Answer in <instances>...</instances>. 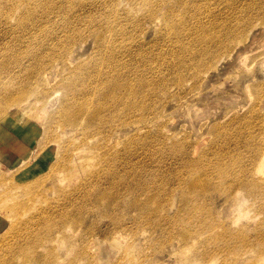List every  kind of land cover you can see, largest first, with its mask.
Wrapping results in <instances>:
<instances>
[{"label": "rangeland", "instance_id": "rangeland-1", "mask_svg": "<svg viewBox=\"0 0 264 264\" xmlns=\"http://www.w3.org/2000/svg\"><path fill=\"white\" fill-rule=\"evenodd\" d=\"M35 2L36 0H22L25 5H34ZM39 2L43 3V6L36 10L38 15L42 13L48 17L41 24L36 23L40 25L39 31L26 32V35L31 38L26 39L24 43H31L32 32H34L36 54L41 53L43 56L49 47H55L53 50L55 53L60 52L65 56L66 51L60 48V44L68 39L67 36L77 40L80 29L95 26L93 21L105 12L101 4L103 2L111 3V0H39ZM49 5H54V7ZM146 5H151L152 10H147ZM182 6L184 8L189 6L191 19L188 21V26L196 27L200 23L206 30L203 32L201 28H197L194 37H181L184 45L194 43L195 51H190V54H193L190 60L180 59L188 54L182 53L185 50L179 52L178 45L174 43L175 38L171 28L165 25L163 18L165 13L174 10L175 13H171V15L176 18V21L186 19L187 13H182ZM114 7L119 13L126 16V21L124 20L123 26H120L116 31L113 58L109 61L100 60L103 65L99 69L110 68L119 71L115 67L116 61L120 60L121 63L126 61L127 65L122 70L129 73L127 78L130 79L131 86L136 89L138 94L142 92V85L147 90L153 87L151 84H141L139 81L142 78L140 77H143L152 80H146L148 83L158 81L167 94H177L179 90L183 89L182 84H184L185 93L182 96L186 100L181 99V101L184 100L183 104H176V107L168 95L169 102H165L163 108L155 107L153 109L155 117L152 120L158 125V129L154 128L147 120L145 124L135 128H119L121 130L118 133L115 132L116 130L102 132V140L87 139V137L84 141L80 134L68 133L64 129L62 130L65 133L61 131L60 124L56 122L58 108L54 106L51 109L43 106L42 102L36 103L37 92L30 91L16 112L13 105L6 106V101L9 102V99L15 97L6 96L0 104L3 110L0 116V174L4 176L7 185L1 184L2 179H0V214L2 213L0 215V264H9L10 262L14 264H48L51 259L54 264H66L67 262L68 264H148L150 259L152 264H192L185 263V260L178 256H186L193 249L180 252L176 256L172 255L169 249L157 251L168 245L166 236L160 231V226L164 223L163 217L169 213L166 211L164 203L167 198H170L175 204L172 212L176 211V206L179 203L180 179L187 174H190L192 178L198 175L210 176L206 169L210 164L216 163V160L214 156H208L209 151L214 153L227 149L237 152L234 157V165L243 162V165L253 170L252 172L257 169L258 173L252 175L264 183V147L257 149L262 156L256 163L249 156L251 148L243 147L244 137L241 131L249 130L251 122L250 124L244 122L231 124L230 121L234 116L241 115L250 120V110L247 105H249V95L254 94L252 89L249 90L251 92H247V88L244 86L250 84L251 87L252 84L264 83V44L261 45L264 42V29L258 27L251 31L244 47L234 43L235 40H239L237 34L239 28L234 24L238 23L242 16L244 18L248 16L249 20H255L258 23L263 18L264 0H195L194 2L192 0H133L131 3L128 0H116ZM231 12L233 14H229ZM74 16L82 21H66ZM215 17L218 18V22L210 27L212 28L210 31L204 22ZM225 26L229 27L230 33L224 31ZM49 27L54 30L55 38L53 40L40 36V33L49 30ZM178 29L179 27L175 28V31ZM182 30L178 33H181ZM87 36L85 35L83 39L76 42L71 49L72 53L68 52L65 56L63 64H60L56 55L50 56L51 60L58 64L57 75L54 74L56 77L50 71H47L49 72L46 74L47 76L43 75V64L46 63V59H38L34 62L35 58L28 57L30 60H21V64L24 66V71L21 70L24 73L22 78L24 85L21 87L28 88L30 86L29 73L33 66L37 70L34 86H37L38 90H43L44 86L49 88L50 95L54 96L53 100L57 104L63 97V92L61 93V88H58L57 83L68 78L70 68L72 69L74 65L82 61H91L97 52L93 39ZM219 38L223 41L231 38L234 40L221 43ZM199 46L205 49L211 47L214 50L215 58L226 54L227 57L220 61L216 59V69L206 75L203 74L205 71L201 72L196 84L192 86L190 79L193 69H185L184 76L179 78L175 75L177 73L175 63L178 59L187 64L191 63L193 57L200 54V52L196 53ZM232 48L237 51L230 53ZM116 49L121 52L116 54ZM31 51H35L34 46L31 47ZM244 51H248L246 53L248 57H239ZM242 59H246L244 60L245 64ZM91 62L86 63L80 70H85L86 65ZM236 69H239V72ZM248 69H252L249 71L251 75L242 73ZM10 71L11 73L19 72L20 69L14 67ZM135 71L136 73H134ZM135 83L138 86L135 87ZM57 88L60 91L59 95H55ZM156 89V94L147 96L145 104L150 105L160 99V90ZM131 95L124 101V104L130 100ZM142 100L143 98L139 101ZM164 109L171 115L166 114L167 117H163L161 110ZM257 109L263 117L264 125V97L259 102ZM43 113L45 115L42 119L40 117ZM145 113L143 112V114ZM215 123L219 135L210 130L211 125ZM202 125H204L202 131H198ZM45 128L47 131L44 130ZM142 132H147V136L135 138L136 134ZM156 132H162L166 141L163 143L159 141L154 136ZM216 135L218 137L215 139ZM203 138H206V141L200 146L199 154L192 159L205 170L202 169L195 176L191 170L185 171L183 163L180 161L182 155L171 145L174 142L182 143L186 139H193L197 143ZM220 138L226 140L227 146L219 143ZM138 139L144 141H137ZM69 143L68 151L74 166L82 168L84 163L88 167L86 166L85 170L81 172H70V175L64 179L65 185L82 188L83 181L90 180L89 176L83 173L94 174L91 173L92 169L95 166H101L104 181L99 194L104 199L113 194L115 208L107 215L99 216L96 212L97 208H101L105 203L101 207L92 203H87L83 207L74 206L73 214L88 216L85 225L92 227L87 226L88 230L84 232L83 226L71 223L67 225V233L73 241L72 245L57 241L59 235L56 234L53 248L38 247L45 240L53 237L54 232L50 229L51 225L55 226V231L61 228L64 230L65 225L62 220L55 217L67 208V203L55 206L54 199L57 198V195L52 185L58 176L56 173L64 169L63 166H58L56 163L63 162L65 157H63L65 153L63 151L66 150ZM80 144L87 146L82 148ZM96 144H100V148H97ZM217 163L220 166H225L227 161L222 159ZM40 164V170L32 174V177L24 179ZM155 177L156 179H154ZM228 179L229 177L226 178V180ZM155 189L157 191L152 194L151 192ZM88 193L92 196L96 190L90 187ZM236 194L241 200L240 205L229 208L226 207L227 204L223 206L220 204L222 202H216L214 214L220 216V219L224 221H235L232 226L234 230L242 225L255 227L264 220V214L257 212L259 207L256 203L246 198L243 192L239 191ZM214 195H209L208 201H211ZM151 196L154 198V204L148 205L147 201ZM259 200L261 201V199ZM82 201L83 195H80L75 200V204H80ZM208 201L205 200V203ZM22 202H26L22 207H14L15 204ZM134 203L140 204L139 212L133 207L127 208ZM9 209L13 210L10 216L24 219L11 229H9L10 217L7 216ZM36 213L39 215L37 216ZM117 220L120 222L117 223ZM170 232L173 236H178L176 235L177 230L174 228H170ZM186 237H188L187 234ZM248 238L252 239L253 237ZM230 239L235 242L234 250L246 258L243 264L254 263L257 259L264 261V255L252 256L243 250L246 248L241 245L242 240L235 232ZM17 243H22L23 246L13 249L12 247ZM21 250L25 251L27 256L21 253ZM226 252H229L227 248H220L212 258L213 263L210 264H222L219 262V258Z\"/></svg>", "mask_w": 264, "mask_h": 264}, {"label": "bare ground", "instance_id": "bare-ground-1", "mask_svg": "<svg viewBox=\"0 0 264 264\" xmlns=\"http://www.w3.org/2000/svg\"><path fill=\"white\" fill-rule=\"evenodd\" d=\"M115 1L116 0H111V3L103 2L101 4L105 12L100 15L98 19L93 21L95 26L80 29L79 38L77 40L67 36L68 39L64 40L63 43L60 44V48L66 51V56L68 52L70 54L72 53L71 49L77 41L83 39L85 35H88L87 37H91L96 44L97 52L94 54L91 60L92 62L88 61L91 63L86 65L85 70H80L83 66H85L86 63H88L83 61L81 63L77 62L78 64L74 65L72 69L70 67V69L68 68V78L60 80L57 83L58 88H61V93L63 92V97L60 99L61 101L59 100V102L55 104L56 102L53 100L54 96L50 95L49 88L46 86L42 87L39 84L43 90H38L37 86H34L35 72H37V70L33 66L30 68L29 73L30 86L28 88L21 87L24 85V82L22 81L24 73L21 72L22 69L24 71V66L21 64V60L23 61V59L30 60V58H35V62L38 59H46V63L43 64V75L49 74L47 71H50L52 75L56 74L58 71V64L51 60V55H56L61 62L60 64H63L65 60V56L62 53H55L53 51L55 47H49L48 51L44 53L43 56H41V53L36 54L37 46L35 45L36 41L34 37L36 35L34 32L39 31L40 29V25L36 23L39 22L41 24V22L48 17V15L42 13L38 15L36 11L38 10V7L43 6V3H40L39 0H36V4L34 5H25L22 3V0H0V104H2L3 99L8 95L10 98L15 97L14 99H9V102L6 101V106L13 105L12 107L16 112L19 110L20 106H22L20 103L23 102L30 91L37 92V97L35 99L36 103L40 104V102H42L43 106L51 109L54 106L58 108L59 111L56 122L57 124H60L61 131L63 133L66 131L68 133H77V135L80 134L83 140L87 137V139L93 138L102 140V132H107V130H116L115 132L118 133L121 130L119 128H135L145 124L147 120L151 122V125L154 128L158 129V125L154 122V120H152V118L155 117L153 114V109L155 107L163 108L165 106V102H169L168 95L170 101L174 102L176 107L177 105H181L182 101L184 102V100H186V98H183L182 96L185 93L184 84H182L183 89L179 90L177 94H167V92L160 86L158 81H155V83H148L147 81L152 80L140 77L142 78L139 81L141 84H151L153 87L147 90L144 88V85H142V92L138 94L136 89H133L131 86L130 79L127 78L129 73L122 70V68L127 65L126 61L122 63L120 60L116 61L115 67H117L119 71L110 68L104 70L99 69L103 65L100 60L109 61L113 58L112 52L114 49L113 44L115 43L116 31L120 26H123V21H126V16L119 13L115 9ZM194 1L195 0H192V2ZM128 2L131 3L133 0H128ZM49 6L54 7V5ZM189 6L187 8H184L183 6V8L180 7L182 8V13H187V18L184 20L180 19L179 21H176V18L171 15V13H175L174 10H170L163 15L164 23L171 28L172 34L175 38L174 43L175 45H178L179 52L185 50L182 53L188 54L187 56L180 58L182 60L191 59L193 54H190V51L194 50V43L184 45L181 37H194L196 34L195 29L197 28H201L203 32L206 31L203 28L204 26H202L200 23H198L196 27L188 26V21L191 19ZM145 8L147 10H152L151 5H146ZM229 14L233 13L231 12ZM70 19L68 18L66 21H82V19L75 16L70 17ZM217 22L218 18L215 17L214 19H209L204 23L208 25L211 31L212 28L210 27ZM234 25L239 28L237 33L239 40H235L234 43L237 45L240 44L241 47H244L248 42V34L251 31H254L258 27L264 29V11L263 18L260 19L258 23L255 20H249L248 16H246V18L242 16L238 23ZM177 27H179V29L175 31V28ZM50 28L51 27L48 28L49 30L41 32L40 36L42 38H49V40H53L55 38V35H53L54 30ZM30 30L34 31L32 32L31 43H24L26 39L31 38V36L26 35V32ZM180 30H182V32L178 33ZM224 31H228L230 33L229 27L225 26ZM218 40L221 43H225L231 42L234 39L231 38L230 40L223 41L219 38ZM262 44H264V42L261 43V45ZM32 46L35 47L34 52L31 51ZM236 51L237 49L235 50V48H232L230 53H234ZM118 52H121V50L116 49L115 53L117 54ZM197 52H200V54L193 57L191 63L187 64L179 59L175 63L177 68V73H175V75L179 78L184 76L185 69H193V74L190 79L192 86L196 84L198 75L201 72L205 71L203 74L206 75L211 70L216 69V59H219L220 61L227 57L226 54L215 58L214 50L211 47L205 49L204 47L199 46L196 53ZM246 53H248V51H244L239 55V57L243 58L244 56H247ZM242 60L244 63V60L246 59ZM254 66L256 68V65ZM14 67H19L20 71L11 73L10 70ZM238 70L237 72H239ZM251 70H244L242 73L245 72L247 74L250 73L249 71ZM134 73H136V71ZM235 75L239 76L237 74ZM249 75H251V73ZM249 85H245L244 88H247V92H251L249 90L252 89L254 94L249 95V105H247V108L250 110L249 116L251 121L244 115L234 116L232 119H230V121L231 124H237L240 122L250 124L251 122L250 129L247 131H241V134L244 137L242 141L243 147L246 149L251 148V151H249V156L252 157L256 163V161L262 156L261 152L257 149H262L264 147L263 117L260 115L257 109L259 102L264 97V83H257L255 85L252 84L251 87ZM136 86H138V84L135 83V87ZM58 88L55 91V95L60 93ZM156 88L160 90V99L157 102L154 101V103L150 105L145 104L147 96L156 94ZM129 95H131L130 100L124 104V101ZM184 96L186 97L187 94ZM141 98H143V100L139 101ZM179 98L180 100L178 101ZM181 99L184 100L181 101ZM161 111L160 112L163 113V117H167L166 114H170L165 112V109ZM143 112L146 113L143 114ZM2 113L3 110L2 106L0 105V116ZM44 115L45 113H43L40 118L43 119ZM203 126L204 125L200 126L198 131H202L201 129ZM46 129L47 128L44 130L47 131ZM62 129H64V131ZM210 130H213L219 135V131L216 129V123L211 125ZM218 135L215 136V139L218 137ZM144 136H147V132L138 133L135 135V138ZM154 136L162 143L166 141V137L162 134V132H156ZM137 141L144 140L138 139ZM205 141L206 138H203L197 143H195L196 141H193V139H186L182 143H172L171 147L182 155L180 161L183 163V168L186 172L191 170V173L195 175L202 169L205 170V168H202L198 163L195 162L194 159H192V157H196L197 154H199L200 146ZM219 143L223 146H227V142L223 138L219 139ZM69 146L70 143L67 144L66 150L63 151L65 152L63 157L65 156L67 158L64 157L63 162L60 163V161H58L56 163L58 166H63L64 169L62 171H56V175L58 176L54 175L56 176V180H54L55 182L52 185L57 195V198L54 199L55 206L57 207L58 205H65L67 203V208L61 211L59 215L55 217L62 220V223L65 225L64 230L61 228L58 231H55V226L51 225L50 229L54 232L53 237L45 240L38 247L53 248L55 245V239L57 237L56 234L59 235L57 241H63L68 245H72L73 241L69 238L67 233V225L71 223H78L83 226V229H85L84 232L88 230L86 228L88 225H85L88 216L74 215L72 212L74 206L83 207L87 203H92L101 207L105 203L101 208H97L96 212L99 216L107 215L115 208L113 203V194L106 196L105 199L99 194L102 182L104 181L102 176L103 168L101 166H95L92 169L91 173L94 174H90L88 172L83 173L89 176L90 180L85 179L83 181L82 188L80 186L65 185L64 179L70 175V172L73 173L74 171H84L87 166L84 163L82 168L74 166L73 160L70 158L68 151ZM86 146V144H80V147L82 148ZM96 147L100 148V144H96ZM236 153L237 152H232L227 149L221 152L215 151L214 153L209 151L208 156H214V159L216 160V163L210 164L206 169V172L210 176L195 175L197 178H192L190 174H187V176L180 179L179 203L176 206V211L172 212L174 210L175 204L170 198H167L164 203L166 211L169 213L163 217L164 223L162 226H160V231L166 236L168 245L163 246L157 251H166L169 249L170 253L176 256L180 252L193 249L186 256L182 255L178 257L185 260V263L210 264L213 263L212 258L214 257L215 253L220 248L225 247L229 250V252L223 253L219 258V262L222 264H243L244 259L246 258L242 257L238 251L234 250L235 242L230 239L233 232H235L238 234L239 239L242 240L241 245L246 248L243 250H246L252 256L264 255V220H262L255 227L242 225L234 230L232 226L235 224V221H224L220 219V216L218 217L214 214V204L216 202H222L220 204L223 206L227 204L226 207L229 208H235L236 206L240 205L241 200L236 194L239 191L245 193L246 198L251 199L253 203L257 204L259 207L257 208L258 214H264V183L262 180L253 177L252 174L258 173L257 169L255 172H252L253 170L249 169L248 166L243 165V162L241 164L234 165V157ZM190 154L191 156L189 157ZM222 159L227 161L225 166H220L217 163ZM40 169L41 164L35 168V171L29 172L28 176H26L24 179L32 177V174ZM227 177H229L228 180H226ZM0 179H2L1 184L6 185V182L4 181L5 178L1 174ZM154 179H156V177ZM63 183L64 185H62ZM90 187L96 190V193L92 196H90L88 193V188ZM156 191L157 189L153 190L151 193L154 194ZM212 194L215 195L211 198V201H208L210 198L209 195ZM80 195H83V201L80 204H75V200ZM259 199H261V201ZM205 200H207L208 203H205ZM25 203L26 202L17 203L14 205V207H22ZM147 204H154L153 196L148 199ZM51 205L53 206V203H51ZM129 207H133L137 212L140 210V204L138 203L127 206V208ZM7 212V216L10 217L9 229L16 227L19 222L24 220L19 219L18 216L16 218L10 216L13 213V210L9 209ZM36 214L37 216L39 215L38 213ZM117 221V223L120 222V220ZM170 228L177 230L176 235L178 236H173V234L170 232ZM207 228L209 229L207 234H205ZM186 234L188 237H186ZM251 236L253 238L249 239L248 237ZM21 246H23L22 243H17L12 248L16 249ZM256 246L257 248H255ZM259 248H261L260 251ZM21 253L27 256L25 251L21 250ZM150 256L152 257V255ZM254 263L262 264L264 261H259V259H257ZM254 263L252 262L249 264ZM9 264L14 263L10 262ZM48 264H54L53 260H49ZM66 264H68V262ZM148 264H152L151 259Z\"/></svg>", "mask_w": 264, "mask_h": 264}]
</instances>
